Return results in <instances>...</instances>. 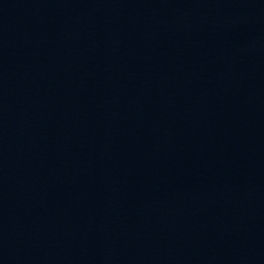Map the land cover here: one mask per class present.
Instances as JSON below:
<instances>
[{
    "label": "water",
    "instance_id": "95a60500",
    "mask_svg": "<svg viewBox=\"0 0 264 264\" xmlns=\"http://www.w3.org/2000/svg\"><path fill=\"white\" fill-rule=\"evenodd\" d=\"M0 264H264V0H0Z\"/></svg>",
    "mask_w": 264,
    "mask_h": 264
}]
</instances>
